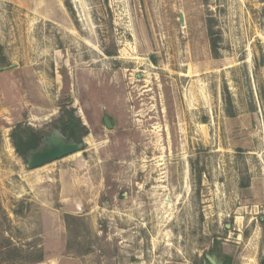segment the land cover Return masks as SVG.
Instances as JSON below:
<instances>
[{"label":"rangeland","instance_id":"374dc122","mask_svg":"<svg viewBox=\"0 0 264 264\" xmlns=\"http://www.w3.org/2000/svg\"><path fill=\"white\" fill-rule=\"evenodd\" d=\"M70 110L29 169L17 128ZM207 255L264 264V0H0V264Z\"/></svg>","mask_w":264,"mask_h":264},{"label":"water","instance_id":"95a60500","mask_svg":"<svg viewBox=\"0 0 264 264\" xmlns=\"http://www.w3.org/2000/svg\"><path fill=\"white\" fill-rule=\"evenodd\" d=\"M181 20L184 22L182 15ZM105 122L107 127H113L109 116L105 117ZM82 146L83 143L69 138L68 135H65L59 129H53L45 135L43 143L39 147L30 150L27 166L29 169L41 167L49 162L81 151L83 149ZM207 259L211 264H218L216 259L210 255H207Z\"/></svg>","mask_w":264,"mask_h":264},{"label":"trees","instance_id":"16d2710c","mask_svg":"<svg viewBox=\"0 0 264 264\" xmlns=\"http://www.w3.org/2000/svg\"><path fill=\"white\" fill-rule=\"evenodd\" d=\"M212 35V30H210ZM214 49H216V41H214ZM67 119H63V130L62 132L65 135H68L69 138L75 139L77 142L83 143V136L87 134V128L82 124L81 120L76 118L73 111L66 112ZM45 135L41 134L40 131H35L31 127L26 128H17L14 135V143L17 151L23 156H27L29 151L38 147L39 143ZM44 256L40 254L34 259V262L43 261ZM206 264H211L207 258H205Z\"/></svg>","mask_w":264,"mask_h":264},{"label":"flooded vegetation","instance_id":"af4514ba","mask_svg":"<svg viewBox=\"0 0 264 264\" xmlns=\"http://www.w3.org/2000/svg\"><path fill=\"white\" fill-rule=\"evenodd\" d=\"M106 116H108V115H105V117H106ZM105 117H104V122H105ZM111 121H112V120H111ZM105 123H106V122H105ZM106 125H107V124H106ZM49 132H50V131H49ZM49 132H48V133H49ZM48 133H47V134H48ZM47 134H46V135H47Z\"/></svg>","mask_w":264,"mask_h":264},{"label":"crops","instance_id":"0c3cea01","mask_svg":"<svg viewBox=\"0 0 264 264\" xmlns=\"http://www.w3.org/2000/svg\"><path fill=\"white\" fill-rule=\"evenodd\" d=\"M56 261V260H55ZM50 263H51V261H50Z\"/></svg>","mask_w":264,"mask_h":264}]
</instances>
